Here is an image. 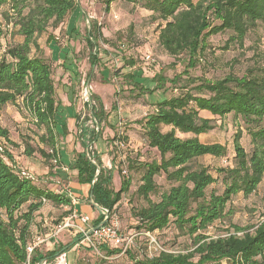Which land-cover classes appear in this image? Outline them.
<instances>
[{
	"label": "trees",
	"instance_id": "16d2710c",
	"mask_svg": "<svg viewBox=\"0 0 264 264\" xmlns=\"http://www.w3.org/2000/svg\"><path fill=\"white\" fill-rule=\"evenodd\" d=\"M114 1L117 0H105L106 9ZM120 1L142 8L158 21V45L178 62L185 59L180 75L186 76L182 84L180 75L170 79L156 75L151 79L157 84L153 91L163 89L169 83L170 89L177 92L155 103L153 110L136 122L140 142L143 147L155 150L158 160L140 161L136 155L137 159L125 158L124 163L126 171L141 173L134 196L145 206L132 210L137 222L135 229L139 233L153 234L172 224L192 239L194 249L184 254L158 252L135 264H264V220L254 227L231 224L224 236L205 234L215 222L226 218L229 214L227 205L232 198L238 194L248 197L257 190L264 177V75L236 77L230 74L214 81L189 76V70L203 61L210 37L228 32V43L243 45L248 32L264 21V0ZM23 3L24 0H0V7H9L11 21L18 17V21L13 23L14 29L23 37L22 43L3 45L5 49L0 53V121L4 107L16 105L20 100L36 127L43 129L38 138L41 145L33 149L26 144L23 154L26 157L39 156L51 173L55 168L52 160L57 154V138L65 136L67 129L64 125L61 132L56 129L58 104L51 64L43 56H31V51L33 46L36 47L34 34L42 32L49 23L57 26L63 22L76 8V3L75 0H33L30 6ZM3 34L0 31V37ZM100 37L98 28L92 25L86 39L87 44L95 48L91 55L92 65L98 56V47L93 43ZM3 46H0V51ZM143 58L140 59L141 66L132 59H124L123 67L131 69L137 66V73L124 75V83L144 92L147 88L140 81ZM99 108L97 111L91 104L92 117L99 130L94 128L88 139L86 132L83 135L77 132L82 151L75 153L70 169L76 172L75 180L79 184L91 186L93 203L108 210L110 218L122 195L128 193L131 180L120 176V161L116 165L113 159L111 168L107 169L91 149L88 151L90 160L86 156V148L101 137L105 125L100 103ZM228 115L242 121L250 140V150L246 151L241 145L238 132L234 135L228 166L210 168L196 165L202 157L229 160V150L225 145L206 144L199 139L215 129L216 119L222 121ZM163 128H168V131L163 132ZM117 139L118 132L112 142ZM7 144L9 131L0 122V264H39L42 260L44 264H53L56 257L69 251L81 236L75 235L68 245L50 251L42 252L36 248L30 256L26 248L37 236L48 234L38 232L40 226L36 221L44 207L42 200L53 207H63L67 210L65 216L72 211L71 201L62 192L54 193L37 181L22 177L11 151L6 148ZM115 171L120 179L119 190L113 184ZM159 175L164 176L170 187L160 193L159 200L155 202L151 196L157 193L155 178ZM103 220L99 214L92 227ZM99 250L104 251L106 257L121 252L110 246Z\"/></svg>",
	"mask_w": 264,
	"mask_h": 264
},
{
	"label": "rangeland",
	"instance_id": "374dc122",
	"mask_svg": "<svg viewBox=\"0 0 264 264\" xmlns=\"http://www.w3.org/2000/svg\"><path fill=\"white\" fill-rule=\"evenodd\" d=\"M24 1L25 6H30L33 2V0ZM75 3L76 8L67 15L63 22L57 26L49 23L42 32L34 34L37 48L32 47L31 56H43L51 64L55 100L58 107L60 101L57 96L63 94L64 87L72 90L70 104L75 101L80 103L81 111L75 117L76 133L73 135L72 141L80 142L77 132L80 135L86 132V139H88V134L94 128L96 131L99 130L92 117L91 104L96 107L97 111L100 110L99 103L102 105L105 125L101 132V141H99L97 147L102 149L103 144L107 142L111 144L109 152L112 159L115 160V164L118 165L119 160L115 158L114 144L107 135L113 137V132L114 134L121 133L122 138H125L123 142L128 145L130 142L127 135L132 129L131 126L137 125V121H140L146 114L151 112L155 103L170 98L177 93L170 89L169 83H166L163 89L153 91L157 84L153 83L151 79L156 75L164 76L166 79H170L174 75L179 76L184 70L185 59L178 62L176 58L170 57L160 48L157 39L158 21H155L151 14L142 8L133 4H125L120 0L112 2L108 9H106L105 0H75ZM9 14H11L9 7L5 5L0 7V31L4 33L0 37V46L15 45L23 41V37L16 34V29H14L13 23L18 21V17L11 21ZM9 21L12 23L8 25ZM92 25H96L101 34V37L93 43V46L98 47L97 60L93 65L91 55L95 53V48L89 46L86 41L92 31ZM229 37L230 34L224 32L209 38V48L204 54L203 61L189 70L191 78L214 81L230 74L236 77L250 74L264 75V21L259 22L255 28L248 32L242 46L236 43H228ZM148 54L152 55L155 64H142L140 81L147 88L143 92L138 87L133 88L124 83V75L129 72L137 73L135 71L137 66L129 69L123 67V64L124 59L125 61L132 59L137 62L138 66H141L140 59ZM180 76L182 78L180 84H182L186 76ZM87 81H89V95H86L85 91ZM68 84H70V87H68ZM72 112L73 109L60 108L57 112V124L60 127L62 125L66 127V118L72 116ZM216 121L215 129L206 135L200 136L199 139L206 144L218 143L225 145L229 150V160L202 157L196 161V165L210 168L228 166L231 162L230 150L234 135L238 132L241 134L239 142L245 150L249 151L251 148L242 121L233 118L231 115L226 116L222 121L218 119ZM0 122L2 127L9 131V144L6 148L14 152L15 165L20 167V171L31 174L37 182L44 180L46 182L45 186H51L52 192L57 190L65 193L66 187L62 176L65 171H62L64 167L59 152L60 146L65 145L64 138L68 133L57 138L55 158L58 163L51 172L56 173V179H54L49 178L50 175L39 176L38 169L33 172L32 170L37 168L36 163L27 162L25 165L21 163L23 162L21 158L23 152L19 147L23 146L25 150L27 144L29 147L36 149L38 145H41L38 138L43 129L36 127L30 113L21 105L20 100L16 105L4 107ZM105 128L109 131L104 132ZM110 128L113 132L110 131ZM58 131L61 132L60 129ZM166 131H168V128H163V132ZM132 143L130 147L128 145L125 148V158L134 160L137 159L136 155H139L140 161L158 160L156 152L147 150L145 147H141L142 145L136 152L134 148H131ZM106 146L109 145L106 144ZM89 149L97 155L94 143L88 147V151ZM27 167L28 170L25 169ZM29 168L31 171H29ZM118 169L121 170V177L123 175L130 178L131 186L128 193L122 195L113 215L120 233L127 239L130 238L131 244L123 253L120 252L118 255L111 257H106L104 251L101 250L91 252L84 247L74 245L73 247L76 249L71 248L70 252L67 251L69 253L66 252L67 264H79L77 261H80V264H135L136 261L147 255L151 257L156 253L153 250L149 253L150 238L147 233H139L135 229L137 222L132 216L133 209L145 206L142 200L134 196L140 182L141 173L127 170L126 174H123L122 171L125 170V167L121 165ZM212 174L214 173L212 172ZM56 180L62 182V185ZM155 180L158 190L151 198L156 202L159 200V194L168 190L170 185L166 183L163 175L157 176ZM113 183L115 189L119 190L120 179L116 171L113 174ZM66 212L67 210H64L63 207H53L45 202L40 216L36 218L37 223H39L38 226H40L38 232L42 235L51 233L54 227L67 217V215H64ZM227 212L229 214L226 218L215 222L205 232L206 235L210 237L224 236L231 224L241 227H254L264 220V177L257 190L248 197L238 194L232 198L227 205ZM150 235L163 250L169 253L184 254L194 249L192 239L187 235H183L172 224L164 230ZM74 237L72 231L64 230L51 240L48 238V240L51 241L54 247L58 248L71 243ZM48 244L43 243L40 245L41 250L47 249Z\"/></svg>",
	"mask_w": 264,
	"mask_h": 264
},
{
	"label": "crops",
	"instance_id": "0c3cea01",
	"mask_svg": "<svg viewBox=\"0 0 264 264\" xmlns=\"http://www.w3.org/2000/svg\"><path fill=\"white\" fill-rule=\"evenodd\" d=\"M63 84H64V82H63ZM68 85H69L68 87H70V84H68ZM64 88L65 89L63 90V94L61 93V94H58V96H57L59 98V101H60V105L57 109V112L60 108L71 109V110L73 109L72 116L70 115L68 118H66V125H67L66 129H67L68 135L64 138V140H65L64 144L65 145L60 146V152H59L63 167L68 169L67 173L65 172V174H62V176L64 178L63 183L65 184V187H66V192L64 193V195H66L68 198L73 197V198L78 199V205H76V206L71 205L72 209H74L80 215L88 216L91 223H92L98 218L100 213L97 211L96 208H94L91 205V197H90L91 186L89 184H79L75 180L76 172L72 171L70 169V167L74 163L75 153L82 151V148L80 146V142L79 141L78 142L72 141L73 135L76 133L75 117L80 114L81 107H80V103L79 102L77 103L76 101L74 103L70 104V102L72 101V95H71L72 90H70L67 87H64ZM68 90H69V92H68ZM66 102H69V103H66ZM131 128H132L131 131L127 135L128 140L130 142L128 145L130 147V144L133 142L132 143L133 145L131 146V148H134L137 152V149L140 148V145H142L141 147H143V144H141V142L137 136V131L139 130V127H138V125H132ZM56 129H57V131H58V129L61 130V127L58 125ZM104 130H105L104 132H106V130H107V132L109 131L107 128H105ZM110 131L113 132L112 128H110ZM107 136L110 139L113 138L110 135H107ZM113 136H114V132H113ZM100 139H101V137L94 143L96 154L100 158L103 167L110 169L112 166V160H113L112 156L110 155V152H109L111 144H109L107 142V143L103 144L102 149H98L97 146H98L99 141H101ZM106 144L109 146H106ZM19 149L21 150V152H23V150H24L23 146L19 147ZM145 149L150 150L152 152H156L155 150L148 149L147 147H145ZM11 154L13 157L14 152L11 151ZM21 158L23 160V162H21L23 165H25L27 162L36 163L37 168H34L32 171L36 172L38 169V172L40 173L39 176L40 175L41 176H49L50 175L49 178L56 179L55 178L56 175L53 173H50V170L47 168V166L44 164L43 160L39 156L33 155L31 157H26L24 154H22ZM18 168L20 169V167H18ZM25 169L28 170V167ZM29 171H31L30 168H29ZM45 178H48V177H45ZM45 181H46V179H45ZM56 181L60 182L59 180H56ZM38 184L42 185L44 188H47L49 191H52L51 186H45L46 182H44V180L39 181ZM60 184L62 185V182H60ZM53 192L58 193L57 190H55ZM49 236H50V240H51V238H53L51 236V233L45 235V237H49ZM50 240H46L44 242L46 244H48V243H50V244H48L49 246L47 247V249H45L42 252L50 251V250H53L54 248H56V247H54V245L51 243ZM72 249L74 250L76 248L72 247ZM69 252H67V253H69ZM78 254H80V252H78ZM77 262L80 264V261H77Z\"/></svg>",
	"mask_w": 264,
	"mask_h": 264
},
{
	"label": "built area",
	"instance_id": "2783aa9c",
	"mask_svg": "<svg viewBox=\"0 0 264 264\" xmlns=\"http://www.w3.org/2000/svg\"><path fill=\"white\" fill-rule=\"evenodd\" d=\"M5 49V46L2 47L1 52H3ZM143 64L144 65H153L155 64V60L153 59L152 55L148 54L144 56L143 58ZM122 134L118 133V139L113 143L114 148L116 150V155L118 160L121 162L122 166L125 167V157L123 156V151L127 147L125 143L123 142ZM2 151V149H0ZM50 153H52L50 151ZM226 162V161H224ZM52 163L54 165H57L58 160L53 157ZM62 171H67V168H62ZM123 174H126V168L125 170L122 171ZM20 175L26 179H29L31 181H36L34 176L31 174L26 173L25 171H20ZM60 183V182H58ZM71 201V205L76 206L78 205V199L69 197ZM43 204L46 202V200H42ZM101 215L104 218V215L107 216V221L103 226L98 228L97 230H92L94 227L91 225V221L88 216L80 215L78 214L74 209H72L71 213L64 219V221L56 226L54 230L51 232V236L55 237L59 235L61 232L64 230L72 231L74 236L79 235L81 236V239L79 242L76 244L77 247H88L92 249L94 252H98L100 247L107 246V247H115L121 250L123 253L128 245L131 244V239H127L124 237L117 226V222L115 220L114 215H111L109 218V211L106 209L101 208ZM147 236L150 238L149 241V253H151V250L153 252H166L163 250L157 243L156 241L151 237L149 233H147ZM47 238V239H46ZM49 237H41L38 236L34 239V242L29 245L26 248L28 256H30L34 249L39 248L40 245H42L46 240H48ZM66 254L67 253H61L56 257L54 260L53 264H67L66 263ZM152 257V256H151ZM27 264V263H26Z\"/></svg>",
	"mask_w": 264,
	"mask_h": 264
},
{
	"label": "water",
	"instance_id": "95a60500",
	"mask_svg": "<svg viewBox=\"0 0 264 264\" xmlns=\"http://www.w3.org/2000/svg\"><path fill=\"white\" fill-rule=\"evenodd\" d=\"M88 82L89 81H87V84H86V87H85V91H86V95H89V84H88ZM85 152H86V156H87V158L90 160V155H89V153H88V148H86V150H85ZM92 162V161H91ZM93 164H94V162H92ZM99 172V171H98ZM98 172H97V174H98ZM97 174H96V176H97ZM90 197H91V194H90ZM91 205L94 207V208H96L97 209V211L99 212V213H101L102 211H101V208L100 207H98L96 204H94L93 203V201H92V198H91ZM107 216L106 215H104V220L98 225V226H96V227H94L92 230H97L98 228H100L101 226H103L106 222H107ZM39 264H44V260H42Z\"/></svg>",
	"mask_w": 264,
	"mask_h": 264
}]
</instances>
